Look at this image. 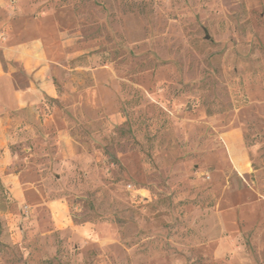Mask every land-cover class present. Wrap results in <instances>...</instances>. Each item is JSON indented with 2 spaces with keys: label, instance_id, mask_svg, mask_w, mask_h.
I'll use <instances>...</instances> for the list:
<instances>
[{
  "label": "rangeland",
  "instance_id": "obj_1",
  "mask_svg": "<svg viewBox=\"0 0 264 264\" xmlns=\"http://www.w3.org/2000/svg\"><path fill=\"white\" fill-rule=\"evenodd\" d=\"M49 4L56 93L0 161V264H264V0Z\"/></svg>",
  "mask_w": 264,
  "mask_h": 264
},
{
  "label": "crops",
  "instance_id": "obj_2",
  "mask_svg": "<svg viewBox=\"0 0 264 264\" xmlns=\"http://www.w3.org/2000/svg\"><path fill=\"white\" fill-rule=\"evenodd\" d=\"M60 36L56 11L49 0H0V161L8 157L13 131L32 125L45 96L55 95L53 50ZM236 146L238 133L227 134ZM235 167L246 171L237 151ZM38 192V189H35ZM24 193V192H22ZM52 201L50 208L53 213ZM61 205L62 203L59 202ZM63 206V205H62ZM63 210V209H62ZM264 223V201L255 198V225Z\"/></svg>",
  "mask_w": 264,
  "mask_h": 264
},
{
  "label": "built area",
  "instance_id": "obj_3",
  "mask_svg": "<svg viewBox=\"0 0 264 264\" xmlns=\"http://www.w3.org/2000/svg\"><path fill=\"white\" fill-rule=\"evenodd\" d=\"M23 208H24V212L27 213V211H28V207H27L26 205H24Z\"/></svg>",
  "mask_w": 264,
  "mask_h": 264
}]
</instances>
